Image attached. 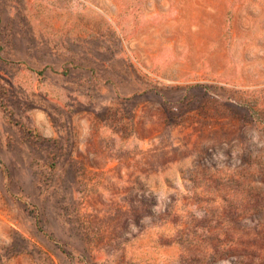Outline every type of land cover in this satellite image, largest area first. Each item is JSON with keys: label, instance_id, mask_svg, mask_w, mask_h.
<instances>
[{"label": "rangeland", "instance_id": "1", "mask_svg": "<svg viewBox=\"0 0 264 264\" xmlns=\"http://www.w3.org/2000/svg\"><path fill=\"white\" fill-rule=\"evenodd\" d=\"M0 264H264V0H0Z\"/></svg>", "mask_w": 264, "mask_h": 264}]
</instances>
